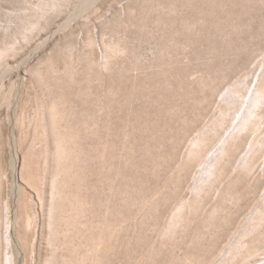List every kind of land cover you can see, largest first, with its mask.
Returning a JSON list of instances; mask_svg holds the SVG:
<instances>
[{
	"label": "rangeland",
	"instance_id": "1",
	"mask_svg": "<svg viewBox=\"0 0 264 264\" xmlns=\"http://www.w3.org/2000/svg\"><path fill=\"white\" fill-rule=\"evenodd\" d=\"M263 73L264 0H0V264H264Z\"/></svg>",
	"mask_w": 264,
	"mask_h": 264
},
{
	"label": "bare ground",
	"instance_id": "2",
	"mask_svg": "<svg viewBox=\"0 0 264 264\" xmlns=\"http://www.w3.org/2000/svg\"><path fill=\"white\" fill-rule=\"evenodd\" d=\"M92 40V39H91ZM93 42V41H92ZM90 44H91V42H90ZM111 51V50H110ZM116 51V50H115ZM116 53V52H115ZM117 53H119V52H117ZM107 64H109V62L107 63ZM104 68V67H103ZM264 74V73H263ZM261 75L260 76V80H259V82H258V84H257V86L255 87V89L252 91V92H250V94H251V96H250V98H249V100L247 101V100H245V102H243V104H242V109H244V110H241V112L243 111V113L242 114H239V116H237V119H238V123L236 124V126L234 127V130L231 132V134L228 136V138L225 140V142H224V144H223V146L222 147H220L219 148V152H220V155H223L226 151H227V145H229V143H230V141L231 140H233V139H235L236 140V138L238 139V136L243 132V131H245V130H247V129H249V127H251V125H253L255 122H256V120L260 117V111H261V106L264 104V75ZM231 93H233V94H236V93H238L237 91H235V90H233V91H231ZM228 95V94H227ZM224 101L226 102V103H228V104H226L227 106H229V105H232L231 104V102H229L227 99H224ZM234 104H235V102H234ZM47 108H44L43 109V113H42V118L40 119L41 121H40V123H41V125H42V127H44L45 126V115H46V110ZM44 110H46V111H44ZM227 110V109H226ZM225 112V111H224ZM50 113H51V116L53 117V119H54V123L55 124H57V126H58V123H59V121H60V118H61V114H60V111H59V109H58V107L56 106V104H54V106H52L51 108H50ZM62 113V112H61ZM63 118V117H62ZM61 130H60V128H59V132H60ZM60 134V133H59ZM68 135V134H67ZM64 136H65V134H64ZM59 137H61L60 135H59ZM71 138V137H70ZM58 140V139H57ZM66 139H64V137L61 139V143H60V147L64 150L65 149V145L64 144H66V141H65ZM196 141V140H195ZM68 142V141H67ZM201 143H202V140H199V141H197V143H196V145L197 146H200L201 145ZM192 151V150H191ZM196 151V149L194 148L193 149V152H195ZM248 157H249V155H248ZM250 158V157H249ZM250 160V159H249ZM252 161V160H251ZM248 162V159L246 158V159H244V164H248L247 163ZM215 172V171H214ZM201 177V176H200ZM199 177V178H200ZM205 177V176H204ZM199 178H198V180H199ZM201 179H202V177H201ZM200 179V180H201ZM199 182H201V181H199ZM205 182H206V180H205ZM206 184V183H205ZM204 185V184H203ZM196 190V189H195ZM187 206V205H186ZM194 211V210H193ZM84 214V213H83ZM79 215V214H78ZM260 216V215H259ZM66 218V217H65ZM175 221V220H174ZM173 221V222H174ZM251 221H252V223H251V225H250V227L248 228L247 227V229H246V231H245V237H246V235H249V234H251V233H253V232H255V231H257V230H259V227L262 225V221H264V216H262V214H261V216L258 218H256V217H253L252 219H251ZM31 220H28V222H26L27 223V226L29 227V226H31ZM75 223H76V221H75ZM80 223V222H79ZM78 223V221H77V224H79ZM249 223V224H250ZM76 224V225H77ZM7 227H6V236H5V248H6V250H8L9 249V252H10V256L8 257V255H7V253H6V259H5V261H6V264H15V257H14V252H13V250H12V244H13V237H12V231H13V227H12V225H11V223L10 222H8L7 223V225H6ZM78 226V225H77ZM177 226V225H176ZM175 226V227H176ZM241 230V229H240ZM243 233V232H242ZM255 234V233H254ZM1 236V235H0ZM4 237V236H3ZM244 237V238H245ZM3 239V238H2ZM1 237H0V243H1ZM255 241V240H254ZM244 243H245V241H244ZM237 244V243H236ZM247 244V243H246ZM247 246H249V245H247ZM256 246V245H255ZM246 248V245L245 244H243L242 242H240L239 244H237V246L234 248L235 249V251H240V250H242V249H245ZM233 250V249H232ZM254 250H256V248H254ZM234 251V252H235ZM244 251V250H243ZM243 251H242V253H243ZM234 252H231L230 251V260H232V259H234L235 258V255L236 254H234ZM236 252V253H237ZM239 253V252H238ZM245 254V253H244ZM248 254L249 255H247V256H250V255H253L254 254V251H250V250H248ZM237 258V257H236ZM224 262V261H223ZM228 262V261H227ZM223 264V263H222ZM225 264V263H224Z\"/></svg>",
	"mask_w": 264,
	"mask_h": 264
}]
</instances>
